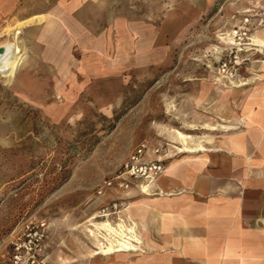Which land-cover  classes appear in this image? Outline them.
Returning a JSON list of instances; mask_svg holds the SVG:
<instances>
[{"label":"rangeland","instance_id":"obj_1","mask_svg":"<svg viewBox=\"0 0 264 264\" xmlns=\"http://www.w3.org/2000/svg\"><path fill=\"white\" fill-rule=\"evenodd\" d=\"M61 2L0 24V39L14 29L22 43L15 71L0 73V264L31 223L44 225L46 264H98L92 223L150 183L124 175L126 163L138 149L141 161L178 151L192 95L208 88L196 83L223 79L234 56L245 65L246 46L232 45L247 42L245 16L264 13V0Z\"/></svg>","mask_w":264,"mask_h":264},{"label":"crops","instance_id":"obj_2","mask_svg":"<svg viewBox=\"0 0 264 264\" xmlns=\"http://www.w3.org/2000/svg\"><path fill=\"white\" fill-rule=\"evenodd\" d=\"M42 1L0 0V24L37 15ZM250 16L234 84L196 83L208 88L192 95L193 122L185 138L176 131L178 151L144 193L134 188L119 197L126 201L118 214L133 225L137 249L100 256L98 264H264V13ZM18 38L12 29L22 48Z\"/></svg>","mask_w":264,"mask_h":264},{"label":"built area","instance_id":"obj_3","mask_svg":"<svg viewBox=\"0 0 264 264\" xmlns=\"http://www.w3.org/2000/svg\"><path fill=\"white\" fill-rule=\"evenodd\" d=\"M245 34L246 33H242V35ZM232 53L233 51H230V55H232ZM239 65L240 63L236 60V56H234L233 59L222 62L219 73L224 77V79L231 80L232 82L234 81L236 67ZM142 151V149H138L137 154L132 156L131 160L126 163L124 175H127L131 179H144L146 181L152 182L164 171V161L159 157L155 160L141 161ZM156 152H158V149ZM110 184L111 182H109L107 185L109 186ZM124 185L125 187L128 186V184L125 182H122L120 186ZM120 207L121 205L119 203H113L111 206H105L101 211L100 218L110 221V215L119 213ZM118 216L119 215L117 214V222ZM117 222L111 223L116 225ZM43 227V224L34 225L31 223L26 225L21 237L13 243L12 256L10 259L12 264H46L45 261L40 257L45 237Z\"/></svg>","mask_w":264,"mask_h":264},{"label":"bare ground","instance_id":"obj_4","mask_svg":"<svg viewBox=\"0 0 264 264\" xmlns=\"http://www.w3.org/2000/svg\"><path fill=\"white\" fill-rule=\"evenodd\" d=\"M56 19L51 18V24L49 23L47 27V35L52 37L54 40L58 37V25L56 24ZM11 30H9L8 35L10 36ZM15 42V41H14ZM10 37L5 38L4 41L0 42V73L4 77H9L14 71V64L12 60L18 56L22 49L19 44L14 43ZM237 45L232 46H242L248 45L247 42L234 41ZM223 79L224 77L221 76ZM231 84H234V81L228 80ZM180 137L185 138V134L179 132ZM181 151H192L188 148H182ZM147 185H142V192ZM95 217H99L98 215ZM95 230L91 229L90 232L95 237L97 244L95 247L94 255L98 254H113L117 252H127L137 249V237L133 228V225H130L126 222L125 219L118 216V222L116 225H113L108 220H103L100 222H93ZM102 249V251H101Z\"/></svg>","mask_w":264,"mask_h":264},{"label":"trees","instance_id":"obj_5","mask_svg":"<svg viewBox=\"0 0 264 264\" xmlns=\"http://www.w3.org/2000/svg\"><path fill=\"white\" fill-rule=\"evenodd\" d=\"M64 180H65V179L63 178L62 181L60 182V184H61ZM60 184H58V186H59ZM58 186H57V187H58Z\"/></svg>","mask_w":264,"mask_h":264}]
</instances>
